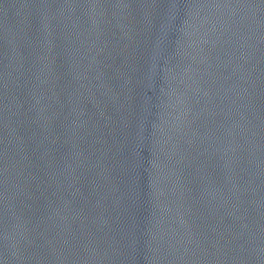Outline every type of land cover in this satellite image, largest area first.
Wrapping results in <instances>:
<instances>
[{
  "label": "water",
  "instance_id": "95a60500",
  "mask_svg": "<svg viewBox=\"0 0 264 264\" xmlns=\"http://www.w3.org/2000/svg\"><path fill=\"white\" fill-rule=\"evenodd\" d=\"M0 264H45L1 210Z\"/></svg>",
  "mask_w": 264,
  "mask_h": 264
}]
</instances>
